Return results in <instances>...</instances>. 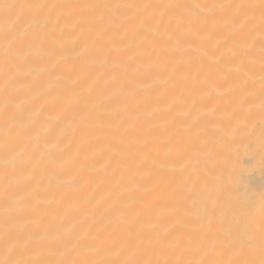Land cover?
Listing matches in <instances>:
<instances>
[{
	"label": "bare ground",
	"instance_id": "obj_1",
	"mask_svg": "<svg viewBox=\"0 0 264 264\" xmlns=\"http://www.w3.org/2000/svg\"><path fill=\"white\" fill-rule=\"evenodd\" d=\"M0 264H264V0H0Z\"/></svg>",
	"mask_w": 264,
	"mask_h": 264
}]
</instances>
